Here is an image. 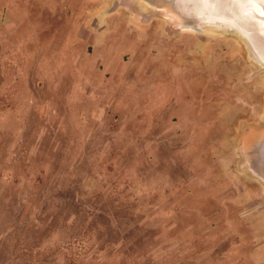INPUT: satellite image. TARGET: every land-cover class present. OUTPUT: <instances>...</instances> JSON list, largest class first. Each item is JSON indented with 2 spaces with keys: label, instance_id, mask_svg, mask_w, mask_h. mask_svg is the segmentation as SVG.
I'll use <instances>...</instances> for the list:
<instances>
[{
  "label": "rangeland",
  "instance_id": "374dc122",
  "mask_svg": "<svg viewBox=\"0 0 264 264\" xmlns=\"http://www.w3.org/2000/svg\"><path fill=\"white\" fill-rule=\"evenodd\" d=\"M219 10L0 0V264H264V62Z\"/></svg>",
  "mask_w": 264,
  "mask_h": 264
},
{
  "label": "bare ground",
  "instance_id": "6f19581e",
  "mask_svg": "<svg viewBox=\"0 0 264 264\" xmlns=\"http://www.w3.org/2000/svg\"><path fill=\"white\" fill-rule=\"evenodd\" d=\"M228 1L229 0H224L223 9L222 4L220 3H218L219 6H213L210 3L200 6L198 5L197 0H178L182 5L186 3L193 4L195 6V14L199 20L201 16H204V13L206 17H204V19L211 20L209 16L212 10L220 9V14L218 15H220L225 21L228 20L230 22L232 29L237 31L243 39L245 38L264 62L263 5L260 3V0H235L233 5H230ZM243 8L245 9L244 11Z\"/></svg>",
  "mask_w": 264,
  "mask_h": 264
},
{
  "label": "flooded vegetation",
  "instance_id": "af4514ba",
  "mask_svg": "<svg viewBox=\"0 0 264 264\" xmlns=\"http://www.w3.org/2000/svg\"><path fill=\"white\" fill-rule=\"evenodd\" d=\"M214 1V0H213ZM216 1H219V3L220 4H223V2H224V0H216ZM234 2H235V0H229L228 1V3L230 4V5H233L234 4ZM260 3L263 5V7H264V0H260ZM243 7H244V5H243ZM245 9L243 8V11H244ZM227 12V11H226ZM228 14V13H227ZM215 16H217V14L215 15ZM229 22V21H228ZM230 23V22H229Z\"/></svg>",
  "mask_w": 264,
  "mask_h": 264
}]
</instances>
